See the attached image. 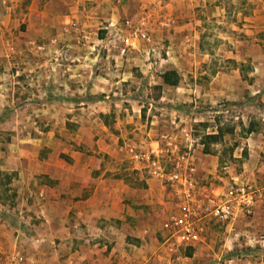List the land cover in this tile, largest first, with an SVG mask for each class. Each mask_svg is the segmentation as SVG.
<instances>
[{"label":"rangeland","instance_id":"374dc122","mask_svg":"<svg viewBox=\"0 0 264 264\" xmlns=\"http://www.w3.org/2000/svg\"><path fill=\"white\" fill-rule=\"evenodd\" d=\"M47 12L37 38L21 35L27 27L21 21L0 39L2 167L14 144L41 159L52 140L61 144L57 149L65 144L84 152L102 139L114 147V177L140 184L148 171L137 169L126 148L141 145L143 132L151 131L160 149L170 150L159 151L165 171L189 160L200 187L264 180L263 147L253 142L264 135V0H80L76 10L53 3ZM61 12L69 18L59 21ZM142 35L151 40H138L136 48ZM174 66L179 85H163L162 73ZM77 113L96 118L70 121ZM81 125L91 127L94 138L82 135ZM253 146L260 158L251 156ZM69 154L60 157L69 162ZM14 180L18 172L0 169V219L19 228L18 211H9L19 203ZM168 193V209L153 221L157 228L174 206ZM202 224L199 242L174 251L175 264H264V230L249 234L245 222Z\"/></svg>","mask_w":264,"mask_h":264},{"label":"crops","instance_id":"0c3cea01","mask_svg":"<svg viewBox=\"0 0 264 264\" xmlns=\"http://www.w3.org/2000/svg\"><path fill=\"white\" fill-rule=\"evenodd\" d=\"M53 3L76 10L80 0H0V39L10 25L21 21L27 24L21 35L29 39L42 35L43 26L48 24L47 9ZM64 18H69L65 12L57 16L59 21ZM190 25L185 24L183 28ZM189 36L186 35V38ZM138 40L144 43L151 38L142 35L136 41L128 38L126 42L135 41L134 46L141 48ZM125 52L126 49L122 48L120 53ZM143 52H146L145 48ZM172 69L177 71L175 66ZM1 98L0 93V104ZM95 118V115L77 113L70 121L90 122ZM141 118L140 114L134 116L135 120ZM79 131L94 138L88 125H81ZM143 133L145 138L141 145L129 143L127 154L132 148L146 152L163 150L155 134L151 131ZM23 138L22 143H27L25 132ZM44 140L42 137L38 139L39 142ZM253 142L259 143L264 152V135L253 139ZM96 144L97 148L95 145L89 146L81 152L71 151L65 144L57 149L56 145L61 144L52 140V144L44 143L50 151L41 159L32 157L28 146L11 145L9 164L2 167L5 161L1 162L0 169L18 172L19 180H14L13 187L19 203L9 211H18V218L24 222V226L11 227L0 219L2 264H18L17 254L33 264H175L174 252L170 251L162 238V227L153 225L160 209L169 207L168 191L141 167L137 169H141L147 178L139 180L140 184L115 178L109 168L113 162V145L102 139ZM258 149L260 147L250 148L254 159L260 158ZM63 153H70L69 162L61 159ZM107 155L111 157L109 162L103 159ZM260 164L264 172V157ZM38 176L47 177V180H36ZM199 181L198 184H201ZM245 181L261 193L262 199L251 218L238 215L232 223H247L249 234H252L264 230V180ZM208 186H202V190L218 193L224 188L213 183Z\"/></svg>","mask_w":264,"mask_h":264},{"label":"built area","instance_id":"2783aa9c","mask_svg":"<svg viewBox=\"0 0 264 264\" xmlns=\"http://www.w3.org/2000/svg\"><path fill=\"white\" fill-rule=\"evenodd\" d=\"M169 151L163 149L161 153L167 154ZM129 154L134 163L147 169L150 176L159 180L167 191L172 192L174 206L162 224L167 237L166 243L172 252L179 247H193L199 242L204 233L202 222L205 220L229 223L238 215L251 218L262 199L259 191L240 180H231L218 193L203 191L198 184L197 169L189 160L175 161L171 171L166 172L160 161L159 151L146 152L132 148ZM262 240L264 243V239ZM16 261L18 264H33L26 261L21 254H17Z\"/></svg>","mask_w":264,"mask_h":264},{"label":"trees","instance_id":"16d2710c","mask_svg":"<svg viewBox=\"0 0 264 264\" xmlns=\"http://www.w3.org/2000/svg\"><path fill=\"white\" fill-rule=\"evenodd\" d=\"M161 80L163 85L169 86V87H177L180 83L181 77L178 74V72L176 70H167L164 73H162L161 75ZM107 116L105 115H101V118L106 119ZM249 133H252V130L248 131ZM218 138V136H211V138L214 141H216ZM10 181V180H8Z\"/></svg>","mask_w":264,"mask_h":264}]
</instances>
